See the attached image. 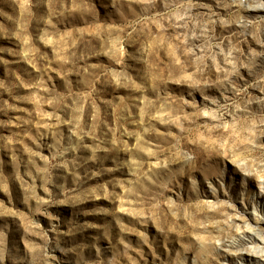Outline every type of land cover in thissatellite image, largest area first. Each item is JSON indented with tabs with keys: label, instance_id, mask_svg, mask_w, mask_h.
Returning a JSON list of instances; mask_svg holds the SVG:
<instances>
[{
	"label": "rangeland",
	"instance_id": "obj_1",
	"mask_svg": "<svg viewBox=\"0 0 264 264\" xmlns=\"http://www.w3.org/2000/svg\"><path fill=\"white\" fill-rule=\"evenodd\" d=\"M262 163L264 0H0V264H264Z\"/></svg>",
	"mask_w": 264,
	"mask_h": 264
},
{
	"label": "bare ground",
	"instance_id": "obj_2",
	"mask_svg": "<svg viewBox=\"0 0 264 264\" xmlns=\"http://www.w3.org/2000/svg\"><path fill=\"white\" fill-rule=\"evenodd\" d=\"M261 169L264 170V164L263 163L260 165V169L258 171L260 172ZM258 179H259V182L258 183L260 185L259 186V191L255 195L256 196L255 205H253V208H250V209H252L251 210L252 211L251 213H253L254 215L256 213L258 214L259 211H261V213L263 212L262 215H264V208H262V207L259 206V204H260V202H259V196H261L263 198V201H264V173H261L260 172V174L258 175ZM255 220L257 222L254 223V224H251V223H249L247 221V222H244L242 226H239L237 228V235L235 237H233L231 239V241L229 242L230 243V246H229L228 250L230 252H232L233 254L234 253H240L244 247H247L249 249V250L247 249L248 251L253 252L255 254H259L260 256H263L264 257V255L262 254V253H264V234H263V232L260 229L261 226L258 225L259 224L258 223L259 222L258 221V218H256ZM246 231H248L250 233L248 234V233H246ZM252 232L256 235L257 238H259L258 239V240H260L259 243L256 244V240L254 241V236H251L250 235ZM245 239H249L250 243H246L245 242ZM240 240H242V241L240 242ZM239 244H241V246H239ZM237 260H239L241 262V264H244L243 263L244 259L241 260V259H238L237 258ZM227 261L228 260H226V262ZM252 261H253L252 258H249L248 259V262L249 263L252 262ZM258 262L264 263V261L262 262L260 259L258 260ZM245 264H247V263H245Z\"/></svg>",
	"mask_w": 264,
	"mask_h": 264
}]
</instances>
